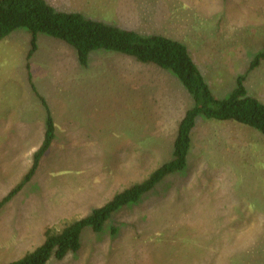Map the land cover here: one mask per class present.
<instances>
[{
  "label": "rangeland",
  "instance_id": "rangeland-1",
  "mask_svg": "<svg viewBox=\"0 0 264 264\" xmlns=\"http://www.w3.org/2000/svg\"><path fill=\"white\" fill-rule=\"evenodd\" d=\"M46 1L56 10L181 40L214 96L227 97L244 75L248 94L264 103V60L250 67L264 46V0ZM29 37L19 28L0 39V200L41 141L44 104L55 139L33 177L0 206V264L40 244L45 229L58 231L89 214L167 161L192 105L164 69L106 49L91 51L81 65L72 46L42 33L28 70ZM245 127L197 116L183 170L117 211L102 231L84 229L78 250L47 264H264V135ZM253 196L261 200H250L257 213L239 222V203L247 206ZM192 197L198 204L182 208ZM174 203L181 208L169 212ZM167 220L198 235L192 232V243L167 239L172 248L165 239L152 246L149 237H159L150 228ZM191 244H204L203 257L182 256Z\"/></svg>",
  "mask_w": 264,
  "mask_h": 264
},
{
  "label": "trees",
  "instance_id": "trees-1",
  "mask_svg": "<svg viewBox=\"0 0 264 264\" xmlns=\"http://www.w3.org/2000/svg\"><path fill=\"white\" fill-rule=\"evenodd\" d=\"M19 28L25 29L30 35V46L25 56V67H28V70L30 69L28 60L38 47L37 34L42 33L72 46L81 65L88 63L91 51L106 49L134 57L138 62L164 69L173 74L183 85L191 97L192 105L184 111L177 125L176 134L172 141L171 156L167 161L156 166L141 181L134 182L115 193L105 203L93 208L89 214L65 224L58 231L50 228L45 229L40 244L20 258L6 264H47L51 259H61L68 253L75 252L81 246L84 229L89 228L93 232L102 231L107 221L117 211L137 202L142 196L152 191L166 176L183 170L191 147V132L196 125L197 116L202 115L206 118L237 122L240 126H246L245 129L248 131L254 129L264 135V103L255 96L248 94L244 85L245 76L239 75L237 77L236 86L227 97L218 98L214 96L205 76L194 62L187 44L181 40L162 33H143L130 26L120 27L107 24L100 20L85 17L78 11L56 10L46 0H0V39ZM262 60H264V46L253 56L250 67L257 66ZM28 78L31 79V72L29 71ZM32 88L35 87L32 86ZM42 102L44 104V100ZM44 107L46 114L41 141L31 154L27 171L21 180L1 198L0 206L33 177L41 159L55 139L53 114L46 104ZM262 148L264 150V144ZM247 175L248 178L252 177ZM261 176L263 175L261 174ZM248 191H255V189ZM251 199L261 201L258 196L248 197L247 201L251 202ZM262 201L264 202V198ZM182 204V208H189L190 204L196 206L198 203L192 197ZM252 205H254L252 202L248 203L247 206H241L239 203V222L244 219L243 216L247 219L248 215H253L252 210L253 213H257ZM181 207L174 203L172 208L168 209L169 212H173ZM201 207L205 206L201 205ZM191 209L193 210V207ZM260 215L264 216V210H260ZM254 219L260 220L261 218L256 216L251 218V220ZM160 221L162 222L163 219L159 218L157 223ZM165 223L160 224L159 228L156 226L150 228L151 230L149 229L151 234L159 237V240L152 235L149 237L153 241L152 246L156 247L161 239H165L167 242V239L174 237L178 238L180 242L189 239L192 243L193 240L190 239L192 232L197 233L194 228H187L185 224L174 225V220H167ZM198 232L201 230L199 229ZM183 234L187 236L183 237ZM193 238L200 240L199 236ZM167 245L172 248L169 242ZM203 245L197 246V248L193 244L191 246L186 245L183 247L185 252L182 256L189 260L200 259L203 257L201 254Z\"/></svg>",
  "mask_w": 264,
  "mask_h": 264
}]
</instances>
